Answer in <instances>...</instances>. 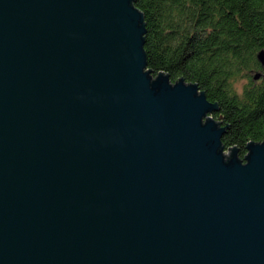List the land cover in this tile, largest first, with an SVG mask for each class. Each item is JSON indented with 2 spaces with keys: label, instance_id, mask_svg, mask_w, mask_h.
<instances>
[{
  "label": "water",
  "instance_id": "95a60500",
  "mask_svg": "<svg viewBox=\"0 0 264 264\" xmlns=\"http://www.w3.org/2000/svg\"><path fill=\"white\" fill-rule=\"evenodd\" d=\"M133 1L0 0V264H264V140L146 69Z\"/></svg>",
  "mask_w": 264,
  "mask_h": 264
},
{
  "label": "trees",
  "instance_id": "16d2710c",
  "mask_svg": "<svg viewBox=\"0 0 264 264\" xmlns=\"http://www.w3.org/2000/svg\"><path fill=\"white\" fill-rule=\"evenodd\" d=\"M144 16V50L153 76L197 83L220 107L212 116L230 128L225 149L235 145L239 158L246 145L264 140V0H134ZM244 80L240 88L237 84Z\"/></svg>",
  "mask_w": 264,
  "mask_h": 264
},
{
  "label": "rangeland",
  "instance_id": "374dc122",
  "mask_svg": "<svg viewBox=\"0 0 264 264\" xmlns=\"http://www.w3.org/2000/svg\"><path fill=\"white\" fill-rule=\"evenodd\" d=\"M245 83V81L244 80H242V81H240L238 84H237V87H238V89L240 90V88L243 86V84ZM213 117V116H212ZM214 118V117H213ZM227 150H225V154H227Z\"/></svg>",
  "mask_w": 264,
  "mask_h": 264
}]
</instances>
